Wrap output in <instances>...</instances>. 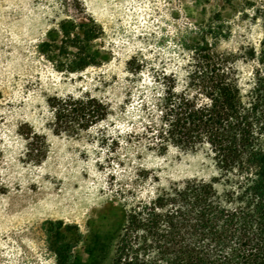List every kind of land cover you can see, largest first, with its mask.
Segmentation results:
<instances>
[{
  "label": "rangeland",
  "instance_id": "1",
  "mask_svg": "<svg viewBox=\"0 0 264 264\" xmlns=\"http://www.w3.org/2000/svg\"><path fill=\"white\" fill-rule=\"evenodd\" d=\"M79 2L0 0V264H62L59 243L72 245L69 264H113L137 201L193 178L215 177L223 198L236 187L207 144L155 145L159 76L173 73L177 89L188 88L193 48L206 35L215 51L233 56L248 91L257 68L250 50L264 39V0ZM83 13L103 27L94 46L104 60L69 72L56 66L59 25ZM86 94L109 103L108 117L56 131L50 98Z\"/></svg>",
  "mask_w": 264,
  "mask_h": 264
},
{
  "label": "trees",
  "instance_id": "2",
  "mask_svg": "<svg viewBox=\"0 0 264 264\" xmlns=\"http://www.w3.org/2000/svg\"><path fill=\"white\" fill-rule=\"evenodd\" d=\"M83 14L59 25L56 66L69 72L104 60L94 46L103 27ZM209 30L218 38L220 29L210 25ZM43 45L53 47L49 41ZM214 45L205 35L193 48L195 67L188 88L178 90L173 73L159 76L164 87L158 96L160 140L155 145L164 150L169 143L187 149L207 144L216 165L236 187L227 189L223 198L215 177L193 178L171 185L154 199L137 201L128 209L113 264H264V39L250 50L257 68L248 91L233 56L215 51ZM50 104L56 131L88 129L110 110L107 101L89 94L55 96ZM65 246L59 243L56 250L61 263L69 264L72 245Z\"/></svg>",
  "mask_w": 264,
  "mask_h": 264
}]
</instances>
